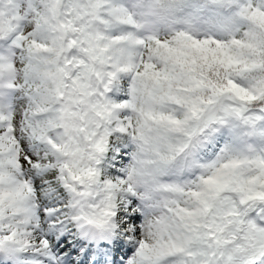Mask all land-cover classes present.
<instances>
[{
    "label": "snow or ice",
    "instance_id": "obj_1",
    "mask_svg": "<svg viewBox=\"0 0 264 264\" xmlns=\"http://www.w3.org/2000/svg\"><path fill=\"white\" fill-rule=\"evenodd\" d=\"M0 264H264V0H0Z\"/></svg>",
    "mask_w": 264,
    "mask_h": 264
}]
</instances>
